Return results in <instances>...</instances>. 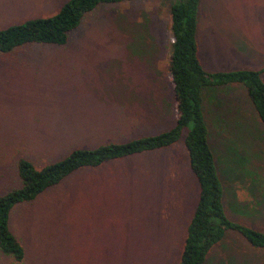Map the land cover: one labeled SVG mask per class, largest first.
<instances>
[{
	"label": "rangeland",
	"instance_id": "374dc122",
	"mask_svg": "<svg viewBox=\"0 0 264 264\" xmlns=\"http://www.w3.org/2000/svg\"><path fill=\"white\" fill-rule=\"evenodd\" d=\"M67 1L0 0V29ZM168 10L169 0L100 5L63 46L0 54V195L18 187L19 159L40 169L174 125ZM196 44L206 73L259 71L264 82V0H200ZM202 114L227 216L264 233V129L242 85L203 89ZM237 119L231 135L224 122ZM197 198L181 139L78 170L11 210L24 257L0 264H177ZM203 264H264V251L228 233Z\"/></svg>",
	"mask_w": 264,
	"mask_h": 264
},
{
	"label": "trees",
	"instance_id": "16d2710c",
	"mask_svg": "<svg viewBox=\"0 0 264 264\" xmlns=\"http://www.w3.org/2000/svg\"><path fill=\"white\" fill-rule=\"evenodd\" d=\"M129 0H68L52 16L28 20L0 29V54H9L26 45H65L69 33L83 17L100 5ZM200 0H169L168 78L172 89L174 125L152 136L122 143H107L94 149H76L57 162L35 169L29 162L16 163L18 187L0 195V254L19 263L24 251L8 228L11 210L36 199L74 172L95 168L124 157L150 152L182 140L189 170L198 185V198L186 225L177 264H203L209 249L228 233L238 235L256 251H264V233L230 219L222 204V189L202 114V91L227 84L242 85L264 129V82L259 71L237 70L206 73L197 56V9ZM224 122V121H223ZM225 130L234 135L241 124L238 119L224 122ZM222 131V129H221Z\"/></svg>",
	"mask_w": 264,
	"mask_h": 264
},
{
	"label": "crops",
	"instance_id": "0c3cea01",
	"mask_svg": "<svg viewBox=\"0 0 264 264\" xmlns=\"http://www.w3.org/2000/svg\"><path fill=\"white\" fill-rule=\"evenodd\" d=\"M171 91H170V97H171V100H172V89H170Z\"/></svg>",
	"mask_w": 264,
	"mask_h": 264
}]
</instances>
